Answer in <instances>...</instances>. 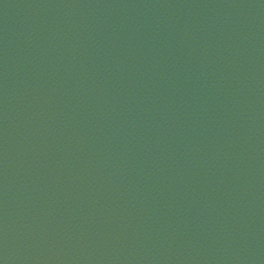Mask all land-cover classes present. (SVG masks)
<instances>
[{"label":"water","instance_id":"water-1","mask_svg":"<svg viewBox=\"0 0 264 264\" xmlns=\"http://www.w3.org/2000/svg\"><path fill=\"white\" fill-rule=\"evenodd\" d=\"M0 264H264L236 0H0Z\"/></svg>","mask_w":264,"mask_h":264}]
</instances>
